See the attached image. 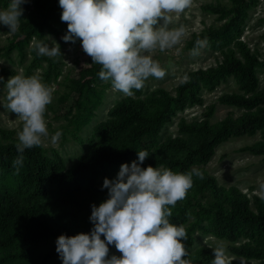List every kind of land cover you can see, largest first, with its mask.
<instances>
[{
  "label": "trees",
  "instance_id": "16d2710c",
  "mask_svg": "<svg viewBox=\"0 0 264 264\" xmlns=\"http://www.w3.org/2000/svg\"><path fill=\"white\" fill-rule=\"evenodd\" d=\"M231 2L235 7L230 10L232 15L228 20L217 28L194 33L187 48H193L198 38H206L211 45L227 43L234 32H240L247 3L244 0ZM32 5L31 17L20 21L17 35L32 33L37 40H43L45 27L67 28L61 21L59 0H32ZM26 7L27 3L23 2L21 8ZM205 8L221 15L228 12L220 6L206 5ZM233 45L239 57L232 51L222 53L221 61L209 78L201 69L191 72L188 80L177 85L174 97L158 89L153 93L157 103L151 102V97L138 96L117 100L108 108L107 117L94 124L86 151L68 168L60 156L44 155L41 145L25 149L23 166L17 173L13 160L18 155L15 147L18 141L12 138L13 130L0 127V264H50L58 255L56 240L60 235L90 234L93 228L89 219L91 206H99L108 198V190H102L104 179H114L122 164L130 166L138 161L140 151L149 153L141 167L163 166L177 173H187L191 165L207 162L215 145L231 132L253 134L260 130L261 141L243 149L262 155L264 161V90L258 89L257 58L241 40H234ZM33 60L48 62L45 76L48 78L52 61L37 55L34 49ZM100 70V65L93 64L81 71V76L98 75ZM226 76L235 80L238 92L223 93L218 101L246 109L258 107L256 112H246L238 119L225 117L215 124L207 119L192 122L181 119L178 131L184 136L167 137L156 144L163 124L174 114V107L181 108L194 97L198 79L211 82V88L214 82ZM212 110L211 106L207 115ZM203 177L197 182L194 193H187L185 199L171 208L170 222L186 229L187 240L183 241L186 249L193 243V232L198 229L231 242L229 248L234 256L257 259L258 264H264V198L254 195L250 200L237 187H217L212 177L204 173ZM207 187L213 189L215 201L205 207L194 198ZM224 199L228 201V208L224 207ZM251 201L254 209L250 207ZM192 205L197 211L193 220L188 221ZM204 219L206 224L203 225ZM240 238L243 241H238ZM113 254L120 255L114 245H109V255ZM186 258L191 259L192 264H211L213 252L211 248L201 247ZM227 264L246 263L230 259Z\"/></svg>",
  "mask_w": 264,
  "mask_h": 264
},
{
  "label": "clouds",
  "instance_id": "9594fccd",
  "mask_svg": "<svg viewBox=\"0 0 264 264\" xmlns=\"http://www.w3.org/2000/svg\"><path fill=\"white\" fill-rule=\"evenodd\" d=\"M23 2L10 0L7 8L0 10V23L9 27L8 34L19 28ZM191 4L192 0H59L61 21L67 24L62 40L72 44L79 40L91 64L101 66L99 78L131 97L133 89H142L150 76L162 79L166 75L153 54L180 42L184 29L169 28L172 14L178 17ZM206 44V38H198L190 54L199 56ZM31 47L40 56L61 55L55 41L50 46L33 37ZM5 87L3 107L23 122L15 145L18 155L13 160L18 173L25 149L41 146L43 138L49 137L45 112L53 89L37 76L20 74L10 77ZM61 135L60 131L52 135V143ZM148 156L147 151L138 152V161L130 166L122 164L114 179H104L102 190H108V198L99 206H91L90 234H62L57 238L56 252L62 264H192L183 243L186 229L171 223L169 217L171 208L192 188L193 176L203 179V173L195 168L177 173L163 166L141 167ZM259 191L264 194V182ZM109 245H114L120 255L109 257ZM212 252L211 264H227L222 244Z\"/></svg>",
  "mask_w": 264,
  "mask_h": 264
},
{
  "label": "rangeland",
  "instance_id": "374dc122",
  "mask_svg": "<svg viewBox=\"0 0 264 264\" xmlns=\"http://www.w3.org/2000/svg\"><path fill=\"white\" fill-rule=\"evenodd\" d=\"M244 1L247 3L246 14L240 24V32H234L231 36L232 40L227 43L215 45L207 43L200 50V55L195 57L190 54L192 48L186 47L192 35L222 25L232 15L230 10L235 6L231 0H192L191 6L178 17L172 14L173 20L169 28L183 27L184 34L173 48L163 52L156 50L153 54V59L165 69L166 75L162 79L150 76L144 82L142 89H133L132 96L151 97V102L157 103L153 93H156L158 89H164L171 96H176L177 85L183 80H188L190 73L197 69L203 70L205 76L209 78L213 69L221 61L222 53L232 51L237 57L240 56L233 45L234 40H241L256 56L255 73L258 78V89L264 90V0ZM9 3L10 0H0V10L6 9ZM25 3L27 7L23 8L20 21L31 17L34 10L32 0H25ZM206 5L220 6L228 12L221 15L210 8H205ZM62 23L67 25L65 22ZM160 23L162 24L163 21ZM9 32V27L0 23V77L3 78L0 80V127L13 130L12 138L18 141L17 133L22 130L23 122L17 114L3 107L4 98L7 95L5 84L10 77L17 74L37 76L45 85L53 89L52 102L45 112L49 137L43 138V154L48 157L60 156L65 168H68L80 154L86 151L94 124L105 119L108 108L126 95L114 90L110 82L102 81L99 75L81 76V71L93 65L92 60L83 51L79 40L75 44L62 40L67 33V28L53 25L43 29V41L50 46L55 41L59 44L61 52L60 56H45L53 64L48 78L45 77L48 62L33 60L31 43L34 35L30 33V35L20 36L17 35V31L14 34H8ZM214 83L210 88L211 82L206 83L198 79L197 86L193 89L194 97L185 101L181 108L174 107V114L169 121L163 124L156 137V144H160L167 137L184 136L178 131V123L181 119L187 122L207 119L210 124H215L225 117L238 119L246 112L258 110V107L246 109L218 101V96L223 93L238 92L237 83L231 76H226L225 79L220 78ZM211 106L213 107L212 113L207 115ZM57 131H60L62 135L56 143H52L51 136ZM261 139L260 130H256L253 134L231 132L226 139L215 145L213 154L207 162L193 164L189 171L193 168L198 169L212 177L217 187L225 189L237 187L250 200L254 195L264 198V194L259 191L260 183L264 182L263 156L243 149ZM198 181L201 179L193 176V186L187 193L196 191ZM194 200L208 207L215 201L213 189L207 187L197 192ZM223 204L225 208H228L229 204L226 199L223 200ZM250 207L254 209L252 201ZM196 211L197 207L192 205L188 212V221L193 220ZM201 223L206 224V220H202ZM238 241H243V239L240 238ZM217 244L224 246L227 260H238L246 264L259 263L257 259L234 256L229 248L231 242L211 232L198 229L193 232V243L187 251L192 253L201 247L212 249ZM50 264H62V260L56 255L51 259Z\"/></svg>",
  "mask_w": 264,
  "mask_h": 264
}]
</instances>
